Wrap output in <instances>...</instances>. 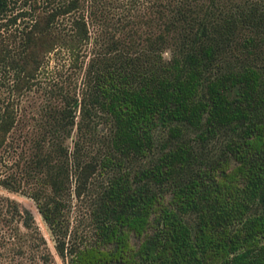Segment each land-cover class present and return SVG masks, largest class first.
<instances>
[{
	"label": "trees",
	"instance_id": "1",
	"mask_svg": "<svg viewBox=\"0 0 264 264\" xmlns=\"http://www.w3.org/2000/svg\"><path fill=\"white\" fill-rule=\"evenodd\" d=\"M107 2L0 0V186L67 264H264V0H155L116 24ZM62 51L83 57L79 90L55 81L45 131L8 163L14 97ZM95 182L79 237L71 195ZM52 262L0 194V264Z\"/></svg>",
	"mask_w": 264,
	"mask_h": 264
},
{
	"label": "rangeland",
	"instance_id": "2",
	"mask_svg": "<svg viewBox=\"0 0 264 264\" xmlns=\"http://www.w3.org/2000/svg\"><path fill=\"white\" fill-rule=\"evenodd\" d=\"M108 13L110 16V20L115 24L118 22L117 20L128 13L127 8L130 9V15H128L125 19H131L136 14L145 15L148 12L152 11V7L149 5L151 2L155 0H134V3H131L130 0H107ZM162 1V0H158ZM154 14V13H152ZM115 25L113 26V29ZM91 31H94V28H91ZM88 46H85L82 50V53H86ZM81 57L76 66H72L69 64V59L67 54L63 51L56 55L55 59L49 58L48 63L45 66L43 73H41L36 81V84L33 87L25 92H23L20 97H14L15 103L18 105V113L19 119L14 127L12 133L9 136V153L7 154L9 162L16 158L22 149H28L30 144L29 137L31 132L36 127V134L38 133L41 136L44 127V117L45 114L44 105L46 104V100L54 102L56 104H60V97L48 98V90L52 88V85H55V81L59 80L60 83L63 81H68L66 86L70 88V92L78 91L81 79V69L79 65L81 64ZM2 73H0V77ZM3 80V78H2ZM8 95L7 87L5 83L0 84V98H5ZM48 116V115H47ZM47 119V118H46ZM101 125V124H100ZM103 126V124L101 125ZM100 126V127H101ZM103 129V128H102ZM75 138V128L72 129L70 137L65 139V143L71 148L72 141ZM23 151V150H22ZM16 167L11 164L5 167L8 171L12 168ZM99 182H95L93 187H91V191L88 188L80 197H75L71 195L70 199V209L68 212L69 217V226L71 230H74L76 235L79 237H86L88 235L89 227V209L91 206V202L93 201L95 190L98 187ZM0 194L7 195L12 197L23 206L31 209L32 214L34 216V220L40 232L46 239L47 246L53 256L52 264H67V260L61 258L55 250L54 240L50 233V230L46 223L41 218L37 208L35 207L32 199L27 196L25 193L20 191H9L2 186H0Z\"/></svg>",
	"mask_w": 264,
	"mask_h": 264
}]
</instances>
